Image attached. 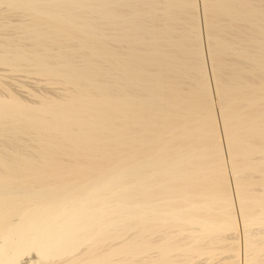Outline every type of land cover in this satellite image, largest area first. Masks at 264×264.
Segmentation results:
<instances>
[{
  "label": "bare ground",
  "instance_id": "obj_1",
  "mask_svg": "<svg viewBox=\"0 0 264 264\" xmlns=\"http://www.w3.org/2000/svg\"><path fill=\"white\" fill-rule=\"evenodd\" d=\"M203 256L264 264V0H0V264Z\"/></svg>",
  "mask_w": 264,
  "mask_h": 264
},
{
  "label": "rangeland",
  "instance_id": "obj_2",
  "mask_svg": "<svg viewBox=\"0 0 264 264\" xmlns=\"http://www.w3.org/2000/svg\"><path fill=\"white\" fill-rule=\"evenodd\" d=\"M198 6V5H197ZM197 12H198V15H199V6L197 7ZM198 25H199V34H200V39H201V42H202V45L204 46V26H203V21L200 19L199 17V20H198ZM204 49V48H203ZM203 58L205 59V61L203 62L204 63V66H205V70L207 75L209 76L208 77V80H209V88H210V92H211V100L214 104V109L216 111V100H215V97H214V94H213V91H212V80L210 79V72H209V69H208V60L207 58H205V53L203 51ZM206 64V65H205ZM21 74V75H20ZM23 75V76H22ZM17 77V76H16ZM32 78H30V75H26V74H22V73H19L18 74V77L16 78V83H17V96L19 98H22L23 100L27 101V102H31L33 100V98L31 97V95H29L28 93H38V94H46V95H55L57 94V91H55L56 89L53 88V90H51L50 88H46V86L41 82V81H36L37 78L33 79L34 77L31 76ZM18 80V81H17ZM19 82V83H18ZM43 86V87H42ZM45 87V88H44ZM22 90V91H21ZM29 90V91H28ZM27 91V92H26ZM53 91L54 94H53ZM31 99H29V98ZM224 153V154H223ZM222 154H223V157L225 158V152H224V149L222 147ZM229 183V186H231L230 182ZM239 232L237 231L236 233L234 234H230L234 237H238ZM218 255H221V254H218ZM217 255V257H218ZM223 256V255H222ZM185 264H216V260H209L207 257H199V258H196L190 262H186ZM238 264H242L241 261L238 262Z\"/></svg>",
  "mask_w": 264,
  "mask_h": 264
}]
</instances>
